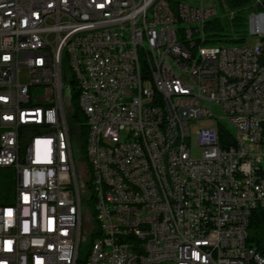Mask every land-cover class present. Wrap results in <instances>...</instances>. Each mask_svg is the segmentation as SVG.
Listing matches in <instances>:
<instances>
[{
  "label": "built area",
  "instance_id": "built-area-1",
  "mask_svg": "<svg viewBox=\"0 0 264 264\" xmlns=\"http://www.w3.org/2000/svg\"><path fill=\"white\" fill-rule=\"evenodd\" d=\"M242 9L243 41L217 43L209 21L237 13L223 0H0V264H78L82 232L81 264H264L247 242L264 217V0ZM63 65L92 121L87 229Z\"/></svg>",
  "mask_w": 264,
  "mask_h": 264
},
{
  "label": "trees",
  "instance_id": "trees-1",
  "mask_svg": "<svg viewBox=\"0 0 264 264\" xmlns=\"http://www.w3.org/2000/svg\"><path fill=\"white\" fill-rule=\"evenodd\" d=\"M226 6L233 10L237 9V13L232 19V22H229L226 18H213L208 23V30L212 31L211 36H214L212 40L214 42H223V43H239L244 39V27H245V9H242L243 6L250 3V0H223ZM236 35V38L231 37ZM63 72V82L67 85L70 101L69 109L67 110V122L68 127L74 139L77 140L79 146V157H78V166L76 169L78 172H83L81 174V184L80 187H85L89 190V164L85 156V141L87 134V125L85 122V117L81 112L78 106V95L79 88L76 84V81L72 76L67 75L65 66H62ZM220 139L225 141L226 132L228 131L224 124H221L220 127ZM76 165V164H75ZM85 173V174H84ZM87 202L93 204V196H90L86 199ZM13 202V175L12 170L9 167H0V205H9ZM92 214L88 217L83 214V223L82 226L84 229L90 227ZM86 222L88 223L86 225ZM84 240V232L81 235V242ZM80 242V244H81ZM247 242L257 248L262 254H264V217L260 209H254L250 215L249 225H248V239ZM79 253V249H78ZM84 259V258H83ZM83 259H79L78 264H81Z\"/></svg>",
  "mask_w": 264,
  "mask_h": 264
},
{
  "label": "rangeland",
  "instance_id": "rangeland-1",
  "mask_svg": "<svg viewBox=\"0 0 264 264\" xmlns=\"http://www.w3.org/2000/svg\"><path fill=\"white\" fill-rule=\"evenodd\" d=\"M216 8L218 10L217 6H216ZM247 13H248V11H246L245 14H247ZM246 35L248 36V42L254 41V37L248 33L247 26H246ZM64 94H65V97H68L67 99L70 101V95H69L68 89L65 91ZM194 126H195V124L191 125V129L192 130H194ZM228 127L230 128V126H228ZM192 141H194V140H192ZM192 143H195V142H192ZM199 150H200L199 147H194L193 148V151H192L193 157H195V158L199 157V153H200ZM73 153H74L75 164H76V166L78 168L79 167L78 166L79 146H78V143H77L76 139H74V141H73ZM79 169H81V168L79 167ZM78 173H80V175H81L83 172H78ZM90 194L91 193H90V191L87 190V188L82 187V193H81V197H82V212H83L84 216H86V217H88L91 214H94V205L92 203H89V202L86 201V199L90 196ZM87 224L88 223L86 222V225ZM89 241H90L89 240V236H87L85 238V240H83L81 242L80 247H79V253H78L79 259H83L86 256L87 245H88Z\"/></svg>",
  "mask_w": 264,
  "mask_h": 264
},
{
  "label": "bare ground",
  "instance_id": "bare-ground-1",
  "mask_svg": "<svg viewBox=\"0 0 264 264\" xmlns=\"http://www.w3.org/2000/svg\"><path fill=\"white\" fill-rule=\"evenodd\" d=\"M143 32H150V25H143ZM79 88V95H78V106L83 113L85 117V122L87 125V134L90 135V130H92V121L91 116H86V109L82 105H80L79 99H81V96H84V89L81 88V86H78ZM151 95H158V87H151ZM66 97V107L69 109V100ZM85 148H86V141H85ZM87 162L89 164V172H90V179L89 181H97V172H95V169L91 167V158H86Z\"/></svg>",
  "mask_w": 264,
  "mask_h": 264
}]
</instances>
